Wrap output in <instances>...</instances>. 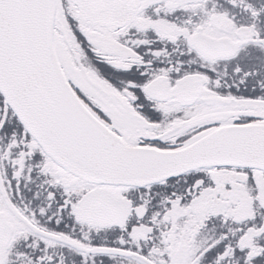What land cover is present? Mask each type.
Listing matches in <instances>:
<instances>
[{
  "label": "snow or ice",
  "instance_id": "obj_1",
  "mask_svg": "<svg viewBox=\"0 0 264 264\" xmlns=\"http://www.w3.org/2000/svg\"><path fill=\"white\" fill-rule=\"evenodd\" d=\"M0 264H264V0H0Z\"/></svg>",
  "mask_w": 264,
  "mask_h": 264
}]
</instances>
